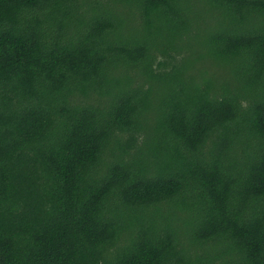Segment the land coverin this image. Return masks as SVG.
<instances>
[{
    "label": "trees",
    "instance_id": "16d2710c",
    "mask_svg": "<svg viewBox=\"0 0 264 264\" xmlns=\"http://www.w3.org/2000/svg\"><path fill=\"white\" fill-rule=\"evenodd\" d=\"M0 264H264V0H0Z\"/></svg>",
    "mask_w": 264,
    "mask_h": 264
}]
</instances>
